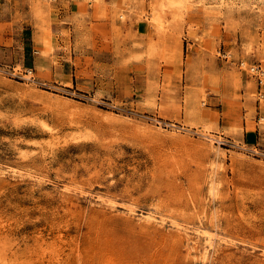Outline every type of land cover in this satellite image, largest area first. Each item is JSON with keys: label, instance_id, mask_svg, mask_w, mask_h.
<instances>
[{"label": "rangeland", "instance_id": "1", "mask_svg": "<svg viewBox=\"0 0 264 264\" xmlns=\"http://www.w3.org/2000/svg\"><path fill=\"white\" fill-rule=\"evenodd\" d=\"M57 1L0 0V264H264V0Z\"/></svg>", "mask_w": 264, "mask_h": 264}, {"label": "crops", "instance_id": "2", "mask_svg": "<svg viewBox=\"0 0 264 264\" xmlns=\"http://www.w3.org/2000/svg\"><path fill=\"white\" fill-rule=\"evenodd\" d=\"M94 3L92 0H58L57 1V7L60 12V18L65 19V12L67 14H83L87 12H91L94 8ZM67 8H66V7ZM25 29V30H24ZM16 34V35H15ZM35 31L32 28L24 27L21 33H16L14 30L13 24H0V58L6 59L8 57H11L13 53L15 52V45L14 42L16 41V47L19 49V55L21 57V61H23L25 64H28L31 66L32 69H35V72H38V68H40V62L43 60L42 54L40 52V49H37V43L35 40ZM50 57H45V61L47 62V66L51 67ZM40 70V69H39ZM62 71V70H61ZM63 73V71H62ZM215 109V108H212ZM185 112L182 111V117H184ZM242 119V125L244 127L241 134L239 133V137L243 138V141L245 144H255L257 141L261 138V135L264 133L263 125L261 124L260 120L257 119L256 116H249L247 118L245 115ZM254 120V125H250L249 127H246L247 120ZM198 121L202 120H209L207 117H198ZM219 125H224L225 123L228 124L230 120L228 121L223 114L220 115L219 118ZM215 124V122L213 121ZM220 125V126H221Z\"/></svg>", "mask_w": 264, "mask_h": 264}, {"label": "bare ground", "instance_id": "3", "mask_svg": "<svg viewBox=\"0 0 264 264\" xmlns=\"http://www.w3.org/2000/svg\"><path fill=\"white\" fill-rule=\"evenodd\" d=\"M48 1V0H47ZM188 0H156L153 6V11L151 12L153 20L156 22H160L161 11L166 9L167 7L172 6H181L184 5ZM224 2L225 0H220ZM227 1V0H226ZM231 1V0H230ZM220 4V3H219ZM226 4V3H225ZM152 9V8H151ZM163 24V23H162ZM37 41V40H36ZM38 43V42H37ZM38 45V44H37ZM245 63V62H244ZM243 63V64H244ZM30 72V71H29ZM27 78H31L32 75H27Z\"/></svg>", "mask_w": 264, "mask_h": 264}, {"label": "built area", "instance_id": "4", "mask_svg": "<svg viewBox=\"0 0 264 264\" xmlns=\"http://www.w3.org/2000/svg\"><path fill=\"white\" fill-rule=\"evenodd\" d=\"M52 1V0H48ZM252 73L258 76L260 82H262L260 76H264V69L260 65H252L248 68ZM220 140V139H219ZM221 143H224V140H220Z\"/></svg>", "mask_w": 264, "mask_h": 264}]
</instances>
